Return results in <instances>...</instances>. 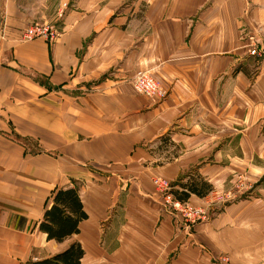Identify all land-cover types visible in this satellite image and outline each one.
Listing matches in <instances>:
<instances>
[{
    "label": "crops",
    "instance_id": "0c3cea01",
    "mask_svg": "<svg viewBox=\"0 0 264 264\" xmlns=\"http://www.w3.org/2000/svg\"><path fill=\"white\" fill-rule=\"evenodd\" d=\"M57 4L46 20L0 0V264H46L73 242L77 264H264V53L247 39L264 45V0ZM35 20L59 34L25 38ZM140 70L164 98L135 90ZM238 174L245 188L196 223L153 183L205 206ZM66 187L83 215L49 236Z\"/></svg>",
    "mask_w": 264,
    "mask_h": 264
},
{
    "label": "built area",
    "instance_id": "2783aa9c",
    "mask_svg": "<svg viewBox=\"0 0 264 264\" xmlns=\"http://www.w3.org/2000/svg\"><path fill=\"white\" fill-rule=\"evenodd\" d=\"M58 34L57 26L47 21H32L23 30V36L25 38L42 36L46 40H52ZM247 39L251 54L258 55L261 52L264 53V45L258 41L255 35H249ZM132 82L136 91L144 93L154 99H162L167 94V90L149 70L137 71L132 78ZM153 183L163 201L169 204L174 211H177L188 223H196L206 219L209 215V209L206 207H210L214 203H224L231 200L236 196L235 191L245 188L244 178L241 174H238L232 188L215 191L207 199L205 206H195L187 200H181L174 196L171 191L172 186L166 178L154 177ZM222 259L224 261L227 260L226 256H222Z\"/></svg>",
    "mask_w": 264,
    "mask_h": 264
},
{
    "label": "trees",
    "instance_id": "16d2710c",
    "mask_svg": "<svg viewBox=\"0 0 264 264\" xmlns=\"http://www.w3.org/2000/svg\"><path fill=\"white\" fill-rule=\"evenodd\" d=\"M189 190H196L198 193H201L200 190H197L196 187L189 185ZM176 196L180 199H185L188 195L187 192L178 193L175 192ZM53 204L50 208H47L45 211L44 219L40 222V227L48 232L49 236H62L61 232H66V228L68 225L67 231L76 230V224L82 212H80V200L75 187H66L59 188L53 197ZM68 208L75 215L66 214L64 216L65 225L62 227V222L60 219H57V214L63 212V208ZM82 254V248L79 243L73 242L70 244L68 248L64 251L59 252L51 257H47L42 259L43 263L46 264H77L79 256Z\"/></svg>",
    "mask_w": 264,
    "mask_h": 264
},
{
    "label": "rangeland",
    "instance_id": "374dc122",
    "mask_svg": "<svg viewBox=\"0 0 264 264\" xmlns=\"http://www.w3.org/2000/svg\"><path fill=\"white\" fill-rule=\"evenodd\" d=\"M22 2L24 7L36 8V12L39 13L38 18L42 19H46V16L53 14L58 7L57 0H22ZM52 7L56 9L53 11Z\"/></svg>",
    "mask_w": 264,
    "mask_h": 264
}]
</instances>
